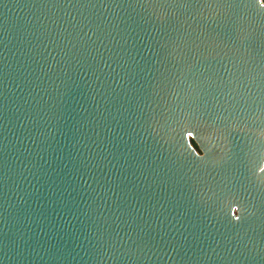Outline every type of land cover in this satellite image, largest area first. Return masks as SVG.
Returning <instances> with one entry per match:
<instances>
[{"label":"water","instance_id":"1","mask_svg":"<svg viewBox=\"0 0 264 264\" xmlns=\"http://www.w3.org/2000/svg\"><path fill=\"white\" fill-rule=\"evenodd\" d=\"M0 264H264V2L0 0Z\"/></svg>","mask_w":264,"mask_h":264},{"label":"clouds","instance_id":"2","mask_svg":"<svg viewBox=\"0 0 264 264\" xmlns=\"http://www.w3.org/2000/svg\"><path fill=\"white\" fill-rule=\"evenodd\" d=\"M236 207V206H234ZM233 216L234 219H239L238 215H235L234 213L231 214Z\"/></svg>","mask_w":264,"mask_h":264},{"label":"snow or ice","instance_id":"3","mask_svg":"<svg viewBox=\"0 0 264 264\" xmlns=\"http://www.w3.org/2000/svg\"><path fill=\"white\" fill-rule=\"evenodd\" d=\"M262 2H264V0H262Z\"/></svg>","mask_w":264,"mask_h":264}]
</instances>
